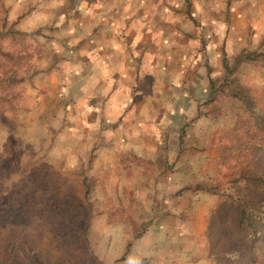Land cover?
<instances>
[{
  "label": "rangeland",
  "instance_id": "374dc122",
  "mask_svg": "<svg viewBox=\"0 0 264 264\" xmlns=\"http://www.w3.org/2000/svg\"><path fill=\"white\" fill-rule=\"evenodd\" d=\"M67 4L68 0H0V36L22 33L5 44H21L31 53L19 70L25 79L17 88L21 100L13 108L0 103V264L46 263L49 247L24 228L30 224L35 229L32 219L39 208L41 225L49 233L56 223L51 207L58 200V184L71 185L84 176L94 185L89 207L85 206L92 210L88 238L68 250V261L211 264L206 233L211 211L221 199L212 190L231 194L243 188L236 183L240 168L224 158L231 143L245 137L241 130L254 123L256 113H246L228 90L210 101L211 80L220 82L228 74L227 62L231 77L250 91L257 111L264 112V0L150 2V9H166V18H159L165 20L161 36L171 43L160 45L158 54L174 57L176 65L198 61L197 77L210 87L206 96L198 90L197 104L183 114L174 108L176 97L172 110L166 106L171 91H177L163 89L157 105L151 104L147 125L138 131L128 128V134L127 123H110L107 114L101 115V100L94 91L86 95L88 105L78 99L77 80L66 84L61 79L65 74L60 55L56 57L50 45L60 37L53 29L62 27L59 11ZM71 4L77 7L76 1ZM37 9L53 10L60 21L50 29L47 25L34 32L19 30V22ZM149 36L153 41L155 35ZM59 41L68 44L65 37ZM243 53L256 55L237 66ZM53 71L57 75H51ZM167 79L163 77L164 85ZM126 136L143 138L144 144L121 142ZM53 171L65 177L49 178ZM31 201L36 206L23 219L17 211ZM67 203L73 206L70 198ZM75 211L69 215L74 220L80 213ZM82 226L79 221L64 234L76 240Z\"/></svg>",
  "mask_w": 264,
  "mask_h": 264
},
{
  "label": "crops",
  "instance_id": "0c3cea01",
  "mask_svg": "<svg viewBox=\"0 0 264 264\" xmlns=\"http://www.w3.org/2000/svg\"><path fill=\"white\" fill-rule=\"evenodd\" d=\"M72 1L77 2V7L69 6L68 0L67 6L59 11L62 27L56 26L59 29L54 28L53 32L60 37L52 41L50 48L56 51V57L60 55L59 65L65 74L61 79H65L66 84L71 79L77 80L78 99L87 104V93L94 91L93 96L101 100L100 113L107 114L110 123H127L126 132L133 127L137 131L142 129L149 120L151 104L157 105L165 88L177 91H171L166 106L172 110L176 97L178 103L174 108L182 114L190 112L197 104L198 90L202 96L209 92L208 81L202 82L197 77L198 61L194 64L185 60L176 65L174 57L158 54L160 45L171 43L161 36L166 31L165 20L159 18L165 17L166 9H150V2L159 4L164 0ZM52 11H33L19 22L18 29L34 32L47 25L50 29L60 21V17L55 16L58 13ZM151 33L155 35L153 41L149 40ZM61 37H65L68 44H62ZM51 75H57V72L53 71ZM164 76L169 78L165 85ZM93 81L99 83L93 86ZM69 98L67 95V102ZM79 102L81 106L86 105ZM120 141L128 145L144 144L143 138L138 136L121 137Z\"/></svg>",
  "mask_w": 264,
  "mask_h": 264
},
{
  "label": "trees",
  "instance_id": "16d2710c",
  "mask_svg": "<svg viewBox=\"0 0 264 264\" xmlns=\"http://www.w3.org/2000/svg\"><path fill=\"white\" fill-rule=\"evenodd\" d=\"M16 34L22 33L13 31L11 34L0 36V103L12 108L15 102L21 100L22 96L17 88L25 82L19 70L22 64L31 58V53L24 50L21 44L10 46L5 44ZM255 55L253 53L239 55L236 60L237 66L241 61H253ZM226 69L228 74L220 81V86H218L220 82L211 80L210 101H214L219 92L225 93L228 90L227 95L243 103L242 108L246 113L250 115L256 113L253 114L254 123H247V127L241 130L246 132L245 137L231 143L224 158L240 168L236 183L243 184V188L231 194L212 190L213 194L219 195L221 199L211 211V221L206 233L208 254L211 264H264V112L257 111L250 91L242 88L237 79L231 77L232 71L227 62ZM58 176L65 177L64 174L55 171L48 174L51 179ZM79 179L81 180L72 182L71 185L67 181L58 184L55 190L59 193L58 200L51 207L56 223L50 226L49 233L41 225L42 216L39 208L38 215H34L32 219L36 221L35 229L30 228V224L24 228V231L37 234L43 244L49 247L50 252L45 264H74L65 258L68 250L73 249L81 239L83 243L87 242L92 210L85 206L89 207L88 199L94 185L86 176ZM82 196L85 205L82 203ZM67 198L71 199L73 206L67 203ZM29 204V207L27 205L17 211L22 213L23 219L26 216L24 213L36 206L32 201ZM76 209L80 212L77 215L79 219L74 220L70 218L73 215H69L76 214ZM79 221L83 226L75 233L76 240L74 238L70 240L71 235L64 233L68 232V228L75 229ZM81 252L79 249L78 253Z\"/></svg>",
  "mask_w": 264,
  "mask_h": 264
}]
</instances>
